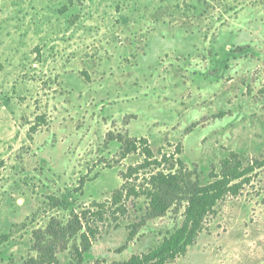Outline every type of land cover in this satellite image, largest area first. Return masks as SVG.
<instances>
[{"label": "rangeland", "instance_id": "374dc122", "mask_svg": "<svg viewBox=\"0 0 264 264\" xmlns=\"http://www.w3.org/2000/svg\"><path fill=\"white\" fill-rule=\"evenodd\" d=\"M109 133L147 138L156 153L181 147L204 185L232 152L264 159V0H0V264H26L34 232L122 187L142 157L122 160ZM186 204L127 243L148 208L129 200L83 264L159 246ZM72 244L56 264L72 263ZM176 264H264V168Z\"/></svg>", "mask_w": 264, "mask_h": 264}, {"label": "trees", "instance_id": "16d2710c", "mask_svg": "<svg viewBox=\"0 0 264 264\" xmlns=\"http://www.w3.org/2000/svg\"><path fill=\"white\" fill-rule=\"evenodd\" d=\"M108 141L121 144L122 160L138 154L142 162L121 173L122 187L113 192L110 200L96 203L80 213L73 212L66 224L52 218L45 230L34 232L33 248L38 255L26 264H56L58 254L66 251L72 241L71 264H83L85 255L101 236L107 221L118 223L129 214L127 202L142 197L148 202L146 217L131 226L127 243L134 240L137 227L145 220L165 217L179 201L187 203L184 223L159 246L146 253L132 255L127 261L111 264H176L197 243L206 229L208 218L216 214L219 203L228 196L241 195L257 171L264 168V159L253 158L244 162L239 154L232 152L221 161L220 172L214 169L210 174L211 181L204 185L179 157L182 155L181 147L176 153H165L164 150L156 153L147 138H130L114 133H109ZM85 183V179L80 181L82 189Z\"/></svg>", "mask_w": 264, "mask_h": 264}]
</instances>
